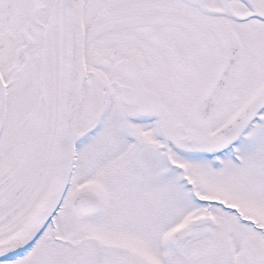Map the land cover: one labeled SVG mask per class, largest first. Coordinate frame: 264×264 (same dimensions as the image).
Returning <instances> with one entry per match:
<instances>
[{
    "label": "snow or ice",
    "instance_id": "6c2138e0",
    "mask_svg": "<svg viewBox=\"0 0 264 264\" xmlns=\"http://www.w3.org/2000/svg\"><path fill=\"white\" fill-rule=\"evenodd\" d=\"M0 264H264V0H0Z\"/></svg>",
    "mask_w": 264,
    "mask_h": 264
}]
</instances>
